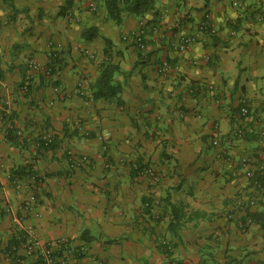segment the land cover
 Masks as SVG:
<instances>
[{
    "label": "crops",
    "instance_id": "0c3cea01",
    "mask_svg": "<svg viewBox=\"0 0 264 264\" xmlns=\"http://www.w3.org/2000/svg\"><path fill=\"white\" fill-rule=\"evenodd\" d=\"M91 1L0 0V264L27 227L44 243L68 239L78 251L69 264H264V229L242 223L249 210L264 212V194H256L264 178L253 182L264 174V0H156L157 16L126 17L121 26L107 19L106 0H94L95 13ZM206 20L217 34L179 56L174 45ZM142 24L145 51L124 41ZM92 27L96 37L84 38ZM59 43L52 78L29 69L30 59L47 67ZM106 50L122 90L95 100ZM163 60L173 66L167 77L157 73ZM192 85L202 89L191 97ZM244 100L249 114L241 117ZM10 123L29 150L5 141ZM44 134L60 146L38 154ZM67 151L88 163L71 170ZM135 165L154 167L161 183L139 179ZM18 169L46 180L25 179L18 190ZM33 192L37 217L23 210ZM18 255L37 262L22 246Z\"/></svg>",
    "mask_w": 264,
    "mask_h": 264
},
{
    "label": "built area",
    "instance_id": "2783aa9c",
    "mask_svg": "<svg viewBox=\"0 0 264 264\" xmlns=\"http://www.w3.org/2000/svg\"><path fill=\"white\" fill-rule=\"evenodd\" d=\"M234 6L241 7V4L240 2H235ZM89 8L92 13H95L98 10V5L94 0H92L89 4ZM262 9L264 10V5ZM153 28L155 33H159L161 26L158 24L155 25ZM216 34H217L216 26L210 24V22L206 20L198 27L195 33L183 35L178 40L177 44L174 45V50L177 52L179 56L183 57L189 54L192 47L199 41L202 35H209L211 37H214ZM124 41L129 42L131 45L135 46L137 49L141 51H145L147 47H146V30L144 29V25L142 24V26L139 28L138 31L125 36ZM61 47L62 45L60 43L52 44V49L49 53L50 61L47 67L43 68L34 59H30L28 61L29 69L35 73H42L47 78H52L55 73V67L53 62L60 57L58 52H60ZM172 72H173V66L167 60H163L157 68V73L163 77H167ZM201 89H202L201 86L192 85L188 90L187 95L192 97ZM21 91L27 93L29 91V84L27 83L24 84L21 87ZM54 92L58 96H62L64 94V91L59 87H55ZM216 103L220 104L221 102L219 100H216ZM241 103H242V107L240 109V115L241 117H245L249 114V111L247 109V102L246 100H244ZM237 135L241 137L243 136V132L241 130H238ZM53 141H54V136L52 134L42 135V142L46 147L50 146L53 143ZM214 145H218V141H215ZM66 160L71 170H76L79 167L86 165L89 161L86 156H79L73 153L72 151L66 152ZM134 170L137 174V177L139 179L145 180L147 183H149L150 186L155 187L161 183L162 180L161 172H159L152 166L141 167L139 165H135ZM251 176L252 174H250V177ZM25 179L27 181L32 182V184L36 186L42 185L46 180L44 176H41L36 172H33L30 176L18 178L15 181V186L18 190L23 189L24 182L26 181ZM257 202L258 199L253 198L250 204L252 206H255ZM37 204H38L37 193L33 192L24 202L23 210L26 213L28 214L32 213L37 217L38 215L35 212ZM148 207L149 205L146 204L145 208ZM16 221L19 222V219H17ZM250 224L251 221L248 222V225ZM23 230H24V234H23L22 248L25 250L29 258H35L37 260L41 258L43 259L45 264H69V259L78 255V251H76L72 247L71 242L66 238L60 239L55 242L44 243L37 238L34 229L32 227H27L24 228ZM164 247L170 249L168 243H164Z\"/></svg>",
    "mask_w": 264,
    "mask_h": 264
},
{
    "label": "trees",
    "instance_id": "16d2710c",
    "mask_svg": "<svg viewBox=\"0 0 264 264\" xmlns=\"http://www.w3.org/2000/svg\"><path fill=\"white\" fill-rule=\"evenodd\" d=\"M156 0H106L105 1V12L106 17L111 22H113L117 26H121L124 23V19L126 17L134 16V17H144L147 13L153 12L154 16H157L158 13L156 10ZM158 20V19H157ZM157 20L154 21L156 24ZM96 29L94 27L89 28L88 30L84 31V38L92 39L96 37ZM109 44V41H106ZM107 61H105L102 65L101 73L99 78L96 81V84L92 88L93 97L95 100L99 99H112L117 98L118 94L122 90L121 84L117 81V75L119 74V66L112 62L111 58L108 56V51L105 52ZM6 118L12 120L9 114H6ZM4 138L5 141L12 147L21 149V150H29L30 143L19 134V131L12 125L9 124V127L4 131ZM35 149L38 154H46L49 152L55 151L60 146V141L54 136L53 143L46 147L42 142V136H39L35 140ZM140 166V165H139ZM146 167V166H141ZM20 169L16 170L15 176L13 177L14 182L18 178H23L25 176H30L33 171L28 170L26 171L25 176L19 174ZM256 174L255 179L253 182L260 183L263 178L264 174ZM264 185L258 189L257 196L261 197L264 193ZM253 198L249 199V205ZM256 199V198H255ZM258 203V202H257ZM149 207L148 210L151 208V204L147 203ZM257 205V204H256ZM255 205V206H256ZM250 208V207H249ZM173 213L176 219L181 218L179 214L180 209L172 206ZM179 210V211H178ZM196 217H201L199 214H194ZM183 217V215H182ZM251 221V223H260L262 228L264 229V212L256 213V212H247L245 218L243 219V224L245 225ZM172 227V225H171ZM23 243V234L18 233L14 235L11 239L10 246L8 249V253L6 254L9 258L8 264H23L24 260L18 255V250L22 246ZM167 249V248H165ZM167 251V250H166ZM31 264H45L43 259L39 258L37 262Z\"/></svg>",
    "mask_w": 264,
    "mask_h": 264
}]
</instances>
